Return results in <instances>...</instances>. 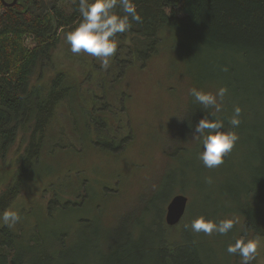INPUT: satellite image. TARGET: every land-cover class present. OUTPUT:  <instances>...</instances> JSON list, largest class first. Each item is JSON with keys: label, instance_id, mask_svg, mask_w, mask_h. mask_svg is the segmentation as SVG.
Masks as SVG:
<instances>
[{"label": "rangeland", "instance_id": "rangeland-1", "mask_svg": "<svg viewBox=\"0 0 264 264\" xmlns=\"http://www.w3.org/2000/svg\"><path fill=\"white\" fill-rule=\"evenodd\" d=\"M160 33L158 49L145 66L134 60L120 76L116 63L103 71L96 58L74 55L67 43L61 42L53 50L55 66L65 67L79 78L81 101L74 103L72 97L57 106L30 177L7 209L19 212L21 221L10 229L21 231L24 240L36 231L46 239L52 232L64 234L66 249L54 264L104 263V235L110 230L109 235L114 236L122 219L129 221L127 226L139 238L157 232L154 222L158 217L165 222L166 205L175 193L188 199L182 219L186 231L211 242L218 258L228 256L227 237L236 239L244 228L243 217L235 210L247 200L250 165L255 163L246 133L250 123L264 125V102L247 100L242 59L237 57L238 65L219 73L214 66L199 63L212 60L211 56L189 49L174 30ZM26 44L33 45L30 38ZM122 50L117 51L120 58L128 61L127 51ZM220 87L228 91L217 116L224 120L225 130L235 131L239 140L223 164L208 169L197 158L203 145L192 136L207 112L193 102L189 89L215 94ZM234 106L242 109L241 123L232 129L227 119ZM90 109L93 115L106 117L99 126L89 121L95 128L88 130L101 140L106 136L109 149L93 143L94 138L82 126L81 114ZM28 137L29 133L19 130L0 160V191L12 181ZM261 207L264 210V204ZM200 216L214 221L234 217L239 223L227 235L193 233L191 221ZM248 239L258 241L252 264H264L263 239ZM229 262L239 264L240 258L233 255Z\"/></svg>", "mask_w": 264, "mask_h": 264}, {"label": "trees", "instance_id": "trees-1", "mask_svg": "<svg viewBox=\"0 0 264 264\" xmlns=\"http://www.w3.org/2000/svg\"><path fill=\"white\" fill-rule=\"evenodd\" d=\"M134 3L142 22H132L129 32L118 34L117 51L124 49L129 57L128 61L122 60V54L117 52L111 58V65L116 63L120 67L119 76L127 63L134 60L144 67L158 49L160 32L172 29L177 38L179 35L184 38L189 49L211 56L212 60L199 63L212 65L219 73H227L238 65L237 57L242 59L247 100L264 102V0H134ZM77 9L78 0H16L11 6H3L0 12V160L15 142L19 130L29 133L28 142L18 156L17 168L12 172V181L0 191V213L8 208L30 177L57 106L72 97L74 103L81 101L79 78L53 62L55 47L65 43L64 34L82 19ZM28 38L32 46L26 44ZM93 113L90 109L88 115L81 114L82 126L94 138L93 143L109 149L104 143L108 142L106 136L101 140L88 130L95 128L89 121L99 126L106 120L105 116ZM246 138L255 163L250 165L245 189L247 200L235 210L242 215L244 228L236 239L227 237V246L242 236L262 238L264 242L261 207L264 204V125L248 124ZM182 219L169 226L158 217L154 222L157 232L140 238V234L137 236L127 226L129 221L122 219L114 236L109 235L110 230L104 235L107 244L105 261L101 264H234L229 262L233 255L218 258L211 242L190 235ZM14 231L0 227V264L59 263L66 249L64 234L52 232L50 239H46L36 231L24 240L21 231Z\"/></svg>", "mask_w": 264, "mask_h": 264}, {"label": "clouds", "instance_id": "clouds-1", "mask_svg": "<svg viewBox=\"0 0 264 264\" xmlns=\"http://www.w3.org/2000/svg\"><path fill=\"white\" fill-rule=\"evenodd\" d=\"M117 8L119 12L116 11ZM77 10L82 19L72 31L64 34L65 43L70 46L74 55H90L99 61L103 71H107L111 67V58L118 49V34L129 32L133 27L132 22H142L137 6L134 0H78ZM227 91L226 87H220L215 94L196 88L189 89L193 102L207 112L196 123L192 136L203 145V151L198 153L197 158L208 169L223 164L224 157L239 140L235 131L225 130L224 120L217 116L223 110V99ZM209 109L214 111H207ZM241 111L239 106H234L233 114L227 119L233 129L238 128L241 123ZM207 182L211 183V179L208 178ZM21 219L19 212L14 209L0 213V224L8 228H13ZM237 223L239 221L234 217L214 221L200 216L191 221L190 228L193 233L227 235ZM257 249V240L242 236L230 243L226 252L238 256L240 264H252L258 255Z\"/></svg>", "mask_w": 264, "mask_h": 264}, {"label": "water", "instance_id": "water-1", "mask_svg": "<svg viewBox=\"0 0 264 264\" xmlns=\"http://www.w3.org/2000/svg\"><path fill=\"white\" fill-rule=\"evenodd\" d=\"M16 0H13L10 3H4L7 5H12ZM187 197L178 193L171 197L170 201L166 205V211L164 220L165 223L169 226L177 224L185 214L186 205H187Z\"/></svg>", "mask_w": 264, "mask_h": 264}, {"label": "flooded vegetation", "instance_id": "flooded-vegetation-1", "mask_svg": "<svg viewBox=\"0 0 264 264\" xmlns=\"http://www.w3.org/2000/svg\"><path fill=\"white\" fill-rule=\"evenodd\" d=\"M13 1V0H12ZM11 0H0V12L3 11V6H10V5H7V4H4V3H10L12 2ZM16 2V1H15ZM13 5V4H12ZM98 145V144H97Z\"/></svg>", "mask_w": 264, "mask_h": 264}, {"label": "bare ground", "instance_id": "bare-ground-1", "mask_svg": "<svg viewBox=\"0 0 264 264\" xmlns=\"http://www.w3.org/2000/svg\"><path fill=\"white\" fill-rule=\"evenodd\" d=\"M36 6V5H35ZM6 7V6H5ZM168 24V23H167ZM165 30H167V29H165ZM65 81V80H64ZM11 113V112H10ZM14 117V116H13ZM178 187V186H177ZM177 189V188H176ZM175 189V190H176ZM170 191V190H169ZM158 194H160V193H158ZM176 194V193H175ZM156 196V195H155ZM162 201V200H161ZM154 206V205H153ZM123 237V236H122ZM142 239V238H141ZM145 240V239H144ZM114 246V245H113ZM133 246V245H132ZM169 246V245H168ZM165 248V247H164ZM168 249V248H167ZM88 256V255H87ZM123 264V263H122Z\"/></svg>", "mask_w": 264, "mask_h": 264}]
</instances>
